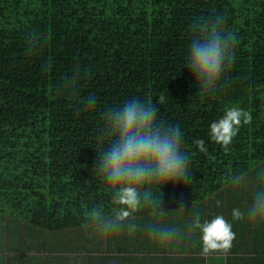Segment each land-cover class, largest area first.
Here are the masks:
<instances>
[{"label":"trees","instance_id":"obj_1","mask_svg":"<svg viewBox=\"0 0 264 264\" xmlns=\"http://www.w3.org/2000/svg\"><path fill=\"white\" fill-rule=\"evenodd\" d=\"M216 16L237 37L236 60L205 96L186 67L189 25ZM159 96V120L183 133L189 184L162 186L163 217L144 208L136 231L101 233L87 213L116 207L95 171L102 113ZM231 107L252 119L225 152L210 125ZM260 187L264 0H0V264H264V222L232 218ZM177 201L184 212H169ZM197 214L232 224L230 252L202 254L201 232L188 228ZM156 220L183 236L154 241L144 226Z\"/></svg>","mask_w":264,"mask_h":264},{"label":"clouds","instance_id":"obj_2","mask_svg":"<svg viewBox=\"0 0 264 264\" xmlns=\"http://www.w3.org/2000/svg\"><path fill=\"white\" fill-rule=\"evenodd\" d=\"M191 43L188 46L186 67L205 95H214L221 87L220 81L235 63L237 37L224 28V18L199 17L189 25ZM224 83H227L225 78ZM159 96L156 102L138 98L127 100L122 106L109 108L102 113L103 122L98 142L106 145L98 152L95 171L111 190V200L116 207L109 217L100 208L87 213L94 227L101 233H114L122 228L130 232L139 227L136 213L151 209L154 217L166 213L162 206V186L169 183L189 184L190 158L182 151L183 133L179 124L173 126L159 120L158 105L165 101ZM94 96L87 97L85 105L89 111L96 107ZM251 115L239 107L227 109L224 115L210 125V139L220 144L225 152L243 125L251 123ZM201 152H206L205 141H195ZM243 177L234 176L232 183L239 184ZM159 186V193L152 186ZM178 209L169 212H184L182 201ZM168 212V213H169ZM247 217L250 221L264 222V187L253 193L250 204L243 210H232L233 220ZM148 236L160 244H166L183 236L176 226L159 220L145 226ZM189 230L201 232L202 254H227L233 248L236 234L232 224L222 215L201 222L197 214L188 225Z\"/></svg>","mask_w":264,"mask_h":264}]
</instances>
